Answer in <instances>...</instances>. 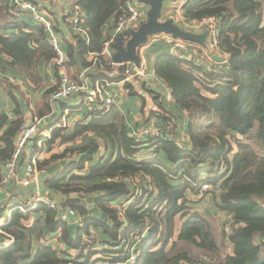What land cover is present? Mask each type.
Here are the masks:
<instances>
[{
  "label": "trees",
  "instance_id": "1",
  "mask_svg": "<svg viewBox=\"0 0 264 264\" xmlns=\"http://www.w3.org/2000/svg\"><path fill=\"white\" fill-rule=\"evenodd\" d=\"M78 3L86 14L90 40L87 43L73 32L64 65L89 70L93 80H122V67L115 73L103 56L86 60L88 54L101 52L103 25L115 16L121 0ZM2 4L9 13L11 1H0V13ZM183 13L188 19L218 18V47L228 55L221 73L204 72L200 66L168 52L154 60L156 75L171 91L174 104L186 113L183 147L176 142L178 131L175 124L171 126L173 117L162 107L158 112L164 135L158 138L138 140L129 135L115 106L108 112L91 113L90 120L79 121L69 133L55 128L46 140L49 150L56 139L75 142L88 133L110 146L105 159L98 157L99 143L89 141L36 163L41 172L65 160L66 166L44 181L47 188L60 195L93 196L95 206L107 220L93 218L84 206L75 204L72 208L83 219L75 237H71L56 208L39 204L27 212L13 209L0 227V243L12 240L0 247V264H117L128 259L129 250L124 249L84 253L83 239L92 235L91 226L114 243L136 237L134 264H264V0H187ZM14 19L0 24V62L6 57L11 67L39 86L44 80L40 63L52 60L54 49L40 24ZM136 83L125 82L127 93L137 94ZM7 84L14 98L13 86ZM14 113L15 119L9 120L0 111L1 164L10 161L23 126L21 108L17 106ZM145 148H152L154 156L141 158L139 154ZM203 174L208 175V191L202 190ZM117 176L121 179L112 180ZM188 190L213 194L217 209L231 216L229 232L222 228L220 242L209 221L192 207L186 196ZM120 199L127 201L121 208L116 206ZM57 231L66 251L41 242ZM145 231L148 234L144 237ZM227 245L232 253L223 255L221 249ZM193 248L205 253L193 254ZM70 250H80L78 259L72 258ZM97 252L100 256L94 258Z\"/></svg>",
  "mask_w": 264,
  "mask_h": 264
},
{
  "label": "crops",
  "instance_id": "2",
  "mask_svg": "<svg viewBox=\"0 0 264 264\" xmlns=\"http://www.w3.org/2000/svg\"><path fill=\"white\" fill-rule=\"evenodd\" d=\"M31 1L37 4L38 6H40L41 8L47 10V12L51 15L52 21L54 22L55 33L59 39L60 46L66 52L67 42L70 41L72 37L76 34V33L74 34L73 31L69 29V26L66 24L68 22L65 21L66 12L68 11L67 3L65 1H57V2H50V1L44 2L43 0H31ZM173 3L174 1H166L164 3L160 18L162 21H165L164 19L165 18L167 19L169 17L168 11L170 7L173 5ZM140 8L144 13H148L149 10L148 5L140 3ZM8 10L9 13L13 15V17L8 13V11L5 10L4 4H2V11L0 13V24L14 22L15 17L16 19H20L22 20V22L27 23L29 25L37 24L28 12L20 13L16 15L10 12V7ZM112 19L113 17H111L108 20V22H105V24L103 25L102 28L103 37H104L103 30L105 29L106 25L112 22ZM86 22H87V18H86ZM128 39L129 37L127 38V40ZM206 40H205V44L207 43ZM112 52L114 53L113 47H112ZM166 52L169 53V44L167 42H164L163 40H152L151 36L149 37L148 42L142 45L138 49V55H140V57L146 61L147 66L151 69H154L155 58L158 55ZM92 59H93V55L88 54L86 56L87 61H90ZM142 59H139V61ZM65 66L66 65H64L63 70L71 78L80 79L81 78L80 75L83 73L84 74L83 81L90 88H92L98 81L104 80V79H95V80L91 79L88 76L89 70L80 69L81 66L79 65H77L76 67L70 66L69 69L67 68V66L66 67ZM0 70H1L0 111L7 114L9 116V120L15 119L16 117L14 113L15 108L19 106L23 111V126H21L20 129L31 123L33 118H37L40 120L39 133L26 143L24 149L22 150L16 162L14 175L9 177L7 181L4 182L1 186L0 189V227H1L10 218L11 212H9L10 214H8V211H10L11 208L16 207L17 205L23 202H27L29 200L31 201V199L34 197L36 193L45 196L47 195L50 198H52L49 195V193H53V192H51L47 188L44 182L47 178H50V176H48V174L46 173V170H41V172L38 173L37 182H33L26 186L20 183V180L24 174L25 167L33 157H35L37 163V161H41L43 159L49 158L51 154L61 153L65 149H73L75 147H81L82 145L87 144L89 141H96L99 143L98 157L105 159L110 154V146L109 145L106 146L103 143L101 137H95L91 133H88L87 135H83L80 138H78L75 142L62 143L61 139H56L51 149L50 150L48 149L46 140L50 138L55 128L57 127L64 128L66 133H69L73 129L75 124H71V125L67 124L63 126V120H65L64 117L67 118V121H71V119H80L79 124L86 123L88 120H90V114L87 111V107L82 106V102L84 98L83 93L72 95L68 99H63L53 104H50L48 102V96H45L44 93L48 89L52 87L56 88L59 85V71L57 67H55V63L53 59L40 63V71L42 73L44 80H42L39 86H35L27 77L23 76L21 72L11 67L9 64V60L6 57H4L0 62ZM7 82H9L13 86L11 87V90L13 92L12 95L14 96V98H12V96H10V93L8 92L9 87ZM133 85H134V91L137 90V94L135 95L127 93V89L125 88V85L123 83L113 82V84L108 86V90L113 98L112 106H115L120 112V114L123 116L124 124L126 126L129 135H131L132 132L143 126L163 124V120L158 112V109L162 107L170 117L171 116L173 117V122H175L176 125L175 127L176 131H178L176 133L177 136H175L177 144L179 141H181L183 144V142L187 138L186 113L184 110L179 109L174 104V100L172 99V97L169 98L167 96V90H168L167 85L161 79H158L154 83H150V84L137 81V83ZM167 132L169 133V131ZM169 136H171V133L169 134ZM139 155L141 158H151L154 156L151 148H145L144 150L142 149ZM2 166H5V164L0 163V167ZM0 175L5 177V175L2 172H0ZM41 177H43L42 180H40ZM53 194L55 196H65L57 193H53ZM186 196L190 201L193 202V204L191 205L194 208V210L198 211L208 221L210 217L216 218L215 221L218 224L217 230L221 229V224L223 221H226V223H228V220L229 221L231 220L230 215H227L217 209L213 201V194L206 193L200 195V194H194L188 190ZM122 200L123 199H120L118 202ZM209 202H211L212 204L211 206L209 205ZM202 205L203 207H201ZM58 206L59 209L61 210L64 209V207H62L60 204ZM217 216L219 217V219ZM80 217L83 219V216ZM32 221L33 219L30 220V222ZM79 222L75 221V222L67 223V228L69 230L71 237H75V234L77 233L76 229L78 228L79 225H81L79 224ZM209 223L211 224V228H212L213 224L210 221ZM213 231L214 229H212V232ZM90 233L94 234L100 241L110 242L108 241L107 236H103L101 231L96 227L91 226ZM57 234L61 236V233L57 231L54 236H49V235L45 236L41 240V242L43 244H50L53 248L58 249L59 245L57 241L54 239V237ZM6 241H9V244L12 243V240L5 239L0 243V247L6 246L4 243ZM203 253L205 252L193 248V254H203ZM221 253H223V255L231 254L232 247L228 245L227 247H223L221 249ZM117 264H128V263L122 262Z\"/></svg>",
  "mask_w": 264,
  "mask_h": 264
},
{
  "label": "built area",
  "instance_id": "3",
  "mask_svg": "<svg viewBox=\"0 0 264 264\" xmlns=\"http://www.w3.org/2000/svg\"><path fill=\"white\" fill-rule=\"evenodd\" d=\"M44 2H57L65 1L68 5V11L66 12V19L68 22L69 28L76 34L82 36L88 43L90 40L89 30L86 27V14L83 8L78 3V0H43ZM187 0H174L173 5L169 9V17L181 28L187 31L194 33H201L205 30L208 31L207 43L206 45H200L196 42H191L184 40L182 38L173 37L168 33H158L151 36L152 40H163L169 44V53L184 59L186 61L192 62L195 65H198L202 68L204 72L211 73H221L222 70L226 67L228 61L227 53L223 52L218 47V18L214 16L205 17L201 19H188L184 16L183 7ZM10 12L12 14H20L28 12L33 20L40 24L43 28V31L47 35V40L50 46L54 49L55 56L53 61L55 67L59 71V85L54 88L48 95V102L53 104L57 101L68 99L75 94H84L82 106L87 107L89 114L100 111L108 112L113 105V98L108 90V86L113 84V82L106 79L98 81L92 88H90L84 81V74L80 75V79H75L69 77L63 70L64 64L66 62L65 51L61 48L59 39L55 33L54 22L52 21L51 15L41 8L37 4L33 3L31 0H12L10 6ZM147 19V13H144L140 8V2L138 0H121V5L119 10L116 12L115 16L112 19V22L106 25L103 30L104 37L102 40V50L100 53L94 54L93 56H103L109 61L110 69H116L122 67L123 70V79L117 83L125 84L126 81L136 80L143 83H154L156 80L160 79L154 69H151L147 66L145 60H143L140 55L138 64L133 62H123L120 64H115L112 61V45L115 42L117 37L122 39H127L128 29H137L142 23ZM214 57H219L221 61H217ZM167 96L171 98V91L167 90ZM63 126L69 124H76L80 119H71L67 121V118L64 117ZM39 124L40 120L33 118L32 122L28 125L22 127L19 131L17 139L15 140V148L12 154L10 161L5 164L8 169V176L3 177V183L7 179L14 175L16 162L24 149L26 143L35 135L39 133ZM138 140H145L148 137L158 138L164 135L163 128L161 129L158 125L152 126H143L131 134ZM178 145L180 148L183 147L182 142L179 141ZM223 167V166H222ZM39 170H37L35 157L26 165L23 177L20 180V183L24 186L29 185L33 182H37ZM208 175H204L201 179L203 182V190L207 191L211 187L207 182ZM121 177H115L112 180H120ZM110 181L111 179H107ZM2 183H0L1 189ZM138 187H136L135 194L137 193ZM140 190V189H139ZM127 201H124L123 204L116 205L119 208L124 207ZM39 204H44L50 208H56L59 212L58 218L60 221L69 223V222H79L81 217L78 215V212L74 208H67V210L59 209V204L49 196L41 195L36 193L31 201L23 202L12 209H19L21 212H27L29 209L35 208ZM8 211V214H10ZM226 223L224 225V231L229 232V227ZM54 239L58 243L59 251H66L65 244L62 242L61 236L57 234ZM7 246L9 241L4 242ZM84 253H87L85 250L87 247L89 249H95L93 247L97 246L98 251L100 250H129V257L125 260L126 263L134 264L136 260V246L137 238L130 236L129 239L121 238L118 243L114 242H103L98 240V238L92 234L86 236L83 240ZM80 252V250H78ZM73 250L74 256L73 259H78L79 252ZM92 251V250H91ZM96 251V250H94ZM99 256L100 253L97 252Z\"/></svg>",
  "mask_w": 264,
  "mask_h": 264
},
{
  "label": "water",
  "instance_id": "4",
  "mask_svg": "<svg viewBox=\"0 0 264 264\" xmlns=\"http://www.w3.org/2000/svg\"><path fill=\"white\" fill-rule=\"evenodd\" d=\"M140 3L149 6L147 13V19L142 23L137 29H128L129 39L126 43L123 42L121 37H117L112 47L114 53L112 55V61L115 64H120L123 62H133L135 64L139 63L138 49L148 42L150 36H153L158 33H168L173 37L182 38L191 42H197L201 45H206L205 40L208 36V31L205 30L202 33H194L181 29L176 25L173 19L169 18L165 21H162L161 14L163 5L166 1L174 0H138ZM215 60L221 61L219 57H214ZM118 72V69H115V73ZM66 166V161L61 160L56 163H53L46 169L48 176L52 177L60 171L61 168ZM0 172L5 176H8V169L6 166L0 167ZM43 177L40 178L42 180ZM49 195L54 199L58 204L64 207L63 210L72 207L73 205H82L84 206L89 215L93 218L101 219L106 221L104 213H100L97 206L94 205L93 196L83 194V193H70L65 196H55L53 193ZM148 234V231H145L143 236L145 237Z\"/></svg>",
  "mask_w": 264,
  "mask_h": 264
},
{
  "label": "rangeland",
  "instance_id": "5",
  "mask_svg": "<svg viewBox=\"0 0 264 264\" xmlns=\"http://www.w3.org/2000/svg\"><path fill=\"white\" fill-rule=\"evenodd\" d=\"M169 12V11H168ZM167 19H169V18H167ZM166 18L164 19V20H167ZM0 74H1V70H0ZM173 124H175V122H171V126H173ZM168 126V125H167ZM158 127H160L161 129L163 128V125H158ZM238 137H240V136H238ZM152 149V148H151ZM203 186V185H202ZM202 190H203V187H202ZM204 191V190H203ZM208 191V190H207ZM124 203V201L122 200V201H120V202H118L117 203V205H119V204H123ZM209 205L211 206L212 204H211V202H209ZM207 206V205H206ZM201 207H203V205L201 206ZM211 208V207H210ZM210 216H211V214H210ZM218 217V216H217ZM218 219H219V217H218ZM216 218H214V217H210L209 218V221L213 224V227H212V229H214V235H216L215 237L217 238V240H218V242H220V238H221V236H222V228L224 229V224L226 223V221H223L222 222V224H221V229H219V230H217V223H216ZM90 231V230H89ZM84 240V239H83ZM93 247L95 248V249H89L88 247H87V249L85 250L86 252H88V251H90V250H92V251H94V250H96V251H98V248H97V246H94L93 245ZM100 250V249H99ZM69 253L71 254V255H75L74 254V252H73V250H70L69 251ZM100 256V255H99ZM97 254L94 256V258H97V257H99ZM129 264V263H128Z\"/></svg>",
  "mask_w": 264,
  "mask_h": 264
}]
</instances>
